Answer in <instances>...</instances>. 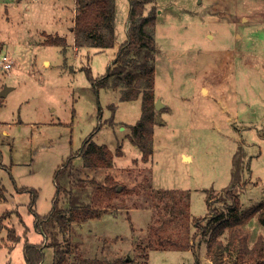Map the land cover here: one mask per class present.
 <instances>
[{"label": "rangeland", "instance_id": "374dc122", "mask_svg": "<svg viewBox=\"0 0 264 264\" xmlns=\"http://www.w3.org/2000/svg\"><path fill=\"white\" fill-rule=\"evenodd\" d=\"M73 3L0 0V55L7 54L13 63L9 70L0 69V90L15 86L0 99V105L4 100L0 187L7 197L0 200V216L8 212L0 222V264H26L25 239L47 241L34 227L35 215L52 209L55 171L70 156L73 181L92 179L102 184L110 175L119 190L126 188L114 199L119 210L110 208L100 219L72 223L66 235L72 243L70 256L77 250L85 257L141 261L136 245H144L151 228L179 231L181 218L174 223L162 209L168 199L188 202L191 217L213 218L217 214L212 211L219 209L227 217L222 200L231 203L225 189L239 165L241 177L234 192L240 207L236 221L219 236L228 247L221 264L264 260L260 220L264 217V0L146 4L144 14H156L154 97L161 101L155 109L153 153L147 162L129 140V126L141 115V100H119L125 82L113 90L93 89L85 69L97 80L117 49L72 48ZM116 8L117 40L123 43L130 25V0H116ZM46 32L65 36L69 46L64 50L61 45L37 44ZM128 68L137 75L133 62ZM89 141L112 152L122 144L123 154L114 156L113 167L91 171L79 154ZM151 188L169 190L174 198L151 200ZM64 196L62 192L60 203L66 207ZM208 219L200 224L205 226ZM11 228L19 235L16 241L8 238ZM209 232L189 227L197 264H212L206 252ZM59 239L63 242V237ZM259 239L261 248L256 250ZM43 252L41 264H51L52 248ZM148 254V264H195L190 249L149 250Z\"/></svg>", "mask_w": 264, "mask_h": 264}, {"label": "trees", "instance_id": "16d2710c", "mask_svg": "<svg viewBox=\"0 0 264 264\" xmlns=\"http://www.w3.org/2000/svg\"><path fill=\"white\" fill-rule=\"evenodd\" d=\"M153 0H130V25L127 31L126 40L120 44L115 58L106 72L97 80L91 76L90 70L85 69L88 79L92 83L95 91L100 87H110L113 89L119 88L125 82L126 85L120 93V100H141V115L135 124L129 126V140L141 152L143 162L149 161L153 153V131L155 125V107H154V83L155 69L154 56L157 51V43L153 35L155 28V12L144 14L146 4ZM75 13L73 19V40L76 47H95V48H111L115 41V15H116V0H76ZM155 10V9H154ZM45 44L65 45V39L58 35H46ZM139 59V61H138ZM133 65L138 71L137 75H133L129 71V65ZM111 79L113 82L110 84ZM2 97H0L1 99ZM114 112L115 106L110 105ZM99 107V112H100ZM112 120V119H111ZM113 121V120H112ZM122 144H117L114 152H112L104 144H96L93 141L86 142L80 151L82 164L85 168L91 171H99L113 167L114 156L123 154ZM73 157L70 156L59 166L54 175L56 192L52 201V209L49 213L41 216L36 213L34 219V227L41 231L46 242L30 243L27 239L24 241L23 255L26 264H41L44 256V248H52L53 260L51 264H148L149 250H187L190 249L195 257L197 264V251L193 243L188 238L189 227L196 226L197 230L205 233L210 229L207 241L206 252L212 264H221L224 251L228 248L219 236L223 233L226 227L236 221V214L239 210L240 199L234 192V188L238 185L241 177V169L236 165L233 171L232 182L225 189V196L231 200V203H225L228 211V216L224 217L225 210H211L207 203V208L217 215L213 218H207L208 215L202 217L190 216L189 203L180 204L179 200L168 199L174 198L173 194L169 195V190L150 189L151 200L158 198L163 202V208L168 213L171 219H175L174 223L179 222L181 218V226L168 231L165 229L151 228L147 241L142 244H137L136 248L139 251L138 257L141 261H137L128 257H114V259H102L98 257H85L77 250L70 256L72 243L66 237L73 222H85L89 219H100L102 214L110 209L119 210L121 206L114 202L121 193L125 192L123 186L118 189L119 184L110 175H106L104 182L98 184L95 180L90 179L88 182L84 179L73 181ZM66 182L65 183L63 182ZM92 188V190L90 189ZM4 187H0V200L5 199ZM63 192L65 203L64 207L61 201V193ZM35 197V196H34ZM167 197V198H166ZM32 198L30 210L32 208ZM5 212L0 216V222L5 218ZM211 213V212H210ZM208 219L205 226L200 222ZM261 222L264 224V217L260 216ZM176 232V237L174 236ZM8 238L18 240L19 235L15 229L8 230ZM63 237L60 241L59 237ZM194 234L192 237L194 238ZM255 244V249L261 248V241ZM242 264H248L243 261ZM253 264H264L263 259H257Z\"/></svg>", "mask_w": 264, "mask_h": 264}, {"label": "crops", "instance_id": "0c3cea01", "mask_svg": "<svg viewBox=\"0 0 264 264\" xmlns=\"http://www.w3.org/2000/svg\"><path fill=\"white\" fill-rule=\"evenodd\" d=\"M75 6H76V4H75V0H74V3H73V8H72V12H73V17H72V21H71V25H70V27H69V30L70 31H72V29H73V19H74V13H75ZM122 18V17H121ZM116 20H118V10H117V8H116V15H115V41H114V46L113 47H111V48H109V49H114V50H118V48H119V46H120V44L122 43V41H123V39L121 40V38L119 39V40H117V36L119 35V32L117 33V26H116ZM46 35H52V36H54V35H58V36H60V37H63L64 39H65V45H64V50H66V48H67V46H69V44H68V42H67V39H66V37L65 36H63V35H59V33H55V34H50V33H45L44 35H42L41 37V40H37V44H44V45H47V44H45V40H46ZM72 35H73V33H72ZM71 45H72V48L73 49H75V50H79V48H81V47H76L75 45H74V40H73V37H72V43H71ZM83 48H85V47H83ZM87 48V47H86ZM95 48V47H94ZM95 49H99V51H100V49L101 48H95ZM101 50H104V49H101ZM45 62H48V60L47 59H44L43 60V63L45 64ZM111 65V63L109 64V66ZM48 66H49V62H48ZM108 66V67H109ZM45 68H47V66H45ZM44 68V69H45ZM87 69V68H86ZM89 69V68H88ZM92 76V75H91ZM102 75H100L98 78H100ZM93 77V76H92ZM92 84V83H91ZM105 89H107V91L110 89V90H112V88H110V87H104ZM15 89V86H10V87H6L5 88V92H4V95L2 96V98L3 99H5L6 98V96L12 91V90H14ZM3 90V89H2ZM2 90H0V91H2ZM155 94V93H154ZM120 96V95H119ZM120 100V99H119ZM4 101V100H3ZM3 101H2V104H3ZM121 101V100H120ZM2 104L0 105V108H2ZM20 119V118H19ZM17 122H19L18 120H17ZM115 123H116V121H114ZM19 123H24L21 119H20V122ZM35 124V123H34ZM58 124H61V121H59L58 122ZM122 128V127H121ZM3 133H5V134H7V130L6 129H3ZM123 152V151H122ZM5 199H7V197H5Z\"/></svg>", "mask_w": 264, "mask_h": 264}, {"label": "built area", "instance_id": "2783aa9c", "mask_svg": "<svg viewBox=\"0 0 264 264\" xmlns=\"http://www.w3.org/2000/svg\"><path fill=\"white\" fill-rule=\"evenodd\" d=\"M12 60L7 54L0 55V69L2 70H9L12 68Z\"/></svg>", "mask_w": 264, "mask_h": 264}, {"label": "water", "instance_id": "95a60500", "mask_svg": "<svg viewBox=\"0 0 264 264\" xmlns=\"http://www.w3.org/2000/svg\"><path fill=\"white\" fill-rule=\"evenodd\" d=\"M4 92H5V88L2 91H0V97H2L4 95ZM160 105H161L160 99H156L154 102L155 109H158L160 107ZM118 189H119V187H118Z\"/></svg>", "mask_w": 264, "mask_h": 264}]
</instances>
